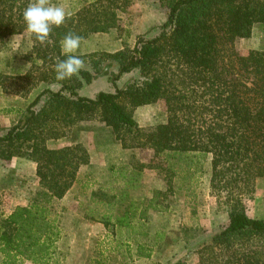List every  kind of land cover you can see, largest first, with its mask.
I'll return each instance as SVG.
<instances>
[{
    "label": "trees",
    "instance_id": "16d2710c",
    "mask_svg": "<svg viewBox=\"0 0 264 264\" xmlns=\"http://www.w3.org/2000/svg\"><path fill=\"white\" fill-rule=\"evenodd\" d=\"M112 1L84 5L65 24L54 27L49 44H41L31 34L26 56L31 67L14 77L0 71L3 92L12 91L9 84L18 79L29 86L25 95L39 81L60 84L58 90H42L4 133L0 125V160L24 157L34 162L45 194L43 202L31 201L6 215L0 213L1 264H64L61 216L53 202L72 188L80 168L90 163V152L81 143L51 148L48 141L95 119L111 128L123 148L152 150L147 166L167 169L168 185L172 188L179 178L189 194L194 192L192 178L203 169L201 157L210 154L211 192L224 199L229 218L197 240V264H264V218L249 215L243 201L264 176V49L241 53L235 48L237 38L251 36L254 24L264 23V0H161L167 18L154 35L140 36L132 49L81 56L86 67L79 77L57 81L55 62L67 58L62 38L69 32L86 38L116 27L117 16L109 10ZM30 2L0 0V48L9 37L26 31L23 11ZM125 3L129 6L130 1ZM113 64L118 69L110 74L114 92L102 90L93 97L80 93L85 82L108 73ZM134 69H139L141 79L118 87L121 76ZM31 77L40 79L33 83ZM157 102L165 104L167 120L142 127L134 110ZM182 158L188 161L180 173L183 167L176 163ZM144 166L135 167V172L139 175ZM132 176L130 184L136 186L138 177ZM162 194L157 190L143 208L130 201L121 209L117 205L125 203L128 189L110 194L96 190L90 202H102L103 207L88 206L85 218L113 231L128 226L146 236L141 228L147 212L163 210L157 201ZM100 195L108 196L109 203L98 201ZM191 239L195 238L186 241ZM155 244L138 241L136 255L151 257ZM168 264L188 263L179 258Z\"/></svg>",
    "mask_w": 264,
    "mask_h": 264
},
{
    "label": "rangeland",
    "instance_id": "374dc122",
    "mask_svg": "<svg viewBox=\"0 0 264 264\" xmlns=\"http://www.w3.org/2000/svg\"><path fill=\"white\" fill-rule=\"evenodd\" d=\"M91 1L93 0H52L53 3L62 4L71 15ZM126 1L113 0L109 4V10L114 11L117 16V26L108 32L93 33L83 38L78 55L85 57L96 51L113 53L132 49L140 36L154 35L157 31L155 28L167 18L168 10L161 5V0H129V6H126ZM31 46V33L27 31L9 37L0 48V71L13 75L12 77L27 71L31 62L26 56L31 51ZM235 48L241 53L264 49V23H255L251 36L237 38ZM117 70L115 64L111 65L108 73L85 82L80 93L93 97L102 90L114 92L116 87L110 81V74ZM31 79L33 83H37L40 78ZM140 79L139 69H134L123 74L117 81V86L124 87L127 83ZM21 82L18 79L12 86L8 83L12 90L9 93L0 88L1 133L18 119V112L25 109L42 90L60 88L57 82L39 81L25 95L29 86L21 85ZM134 118L142 127L149 128L166 121L168 112L163 102H157L137 107ZM76 143L87 147L90 163L81 167L78 179L66 198L53 202L54 209L61 216L60 247L65 257L64 264L69 255L74 256L71 264H168L179 258L188 264H197V240L218 230L229 218L224 199L211 192V155L201 157L203 169L192 178L194 192L189 194L190 191L181 188L179 178L173 180L172 188L168 185L167 169L147 166L153 155L152 150L123 148L104 122L97 119L83 121L67 136L48 141L51 148ZM186 161L188 159L182 158L176 163L183 167L180 168V173L181 169L186 168ZM143 163L145 166L138 175L135 171ZM132 174L138 177L137 182L133 181L136 186L130 184ZM123 188L128 189L129 195L123 205H117L121 209L130 201L143 208L157 190L163 193L157 197L163 210L149 209L147 212L146 224L141 228V231L147 233L146 236L133 232L128 226L113 231L101 222L85 218L88 206L103 207L102 202L98 205L90 202L93 191L101 190L110 194L120 192ZM107 197L100 195L97 198L107 204L110 201ZM44 200V190L38 183L34 162L24 157L0 160V213L6 215L17 205ZM243 201L249 215L264 218V176L256 180L254 191L243 196ZM157 234L161 235L154 240ZM190 236L195 239L188 243L186 239ZM140 240L144 243L149 240L151 243L156 242L151 257L136 255V245ZM1 261L0 253V264ZM22 264L34 263L24 261Z\"/></svg>",
    "mask_w": 264,
    "mask_h": 264
},
{
    "label": "clouds",
    "instance_id": "9594fccd",
    "mask_svg": "<svg viewBox=\"0 0 264 264\" xmlns=\"http://www.w3.org/2000/svg\"><path fill=\"white\" fill-rule=\"evenodd\" d=\"M71 13L62 5L52 0H32L23 11L26 31L33 34L41 44L51 43L50 36L54 27H60L70 18ZM83 38L75 33H67L60 41L62 53L67 57L55 62V79L64 81L79 74L86 67V61L76 55Z\"/></svg>",
    "mask_w": 264,
    "mask_h": 264
},
{
    "label": "crops",
    "instance_id": "0c3cea01",
    "mask_svg": "<svg viewBox=\"0 0 264 264\" xmlns=\"http://www.w3.org/2000/svg\"><path fill=\"white\" fill-rule=\"evenodd\" d=\"M60 147H62V146H60ZM56 148H59V147H56ZM79 172H80V170H79ZM69 192H70V190L66 193V195L63 197V199L66 198V196L68 195ZM73 259H74V256L73 255H71V256L69 255V257L67 258L66 264H71Z\"/></svg>",
    "mask_w": 264,
    "mask_h": 264
}]
</instances>
